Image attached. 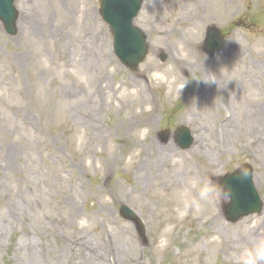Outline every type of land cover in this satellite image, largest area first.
I'll return each mask as SVG.
<instances>
[{
	"label": "rangeland",
	"instance_id": "374dc122",
	"mask_svg": "<svg viewBox=\"0 0 264 264\" xmlns=\"http://www.w3.org/2000/svg\"><path fill=\"white\" fill-rule=\"evenodd\" d=\"M16 4L17 34L0 22V264H98L80 249L99 244L106 259L113 243L118 264H264V208L232 223L209 202L244 164L264 200V0H144L135 23L150 50L137 70L114 54L98 0ZM213 25L225 46L208 54ZM138 118L152 122L125 133Z\"/></svg>",
	"mask_w": 264,
	"mask_h": 264
},
{
	"label": "water",
	"instance_id": "95a60500",
	"mask_svg": "<svg viewBox=\"0 0 264 264\" xmlns=\"http://www.w3.org/2000/svg\"><path fill=\"white\" fill-rule=\"evenodd\" d=\"M100 3L105 19L111 23L116 34L117 54L126 64L136 67L146 56L149 47L144 33L132 24L141 7V0H100ZM0 18L4 21L7 31L14 34L17 13L13 7V0H0ZM210 34L215 44L209 52L213 53L222 48L223 42L220 41L219 30L211 28ZM251 174L252 170L246 168L227 177L242 186L246 192L244 196L237 191H231L232 203L227 208V216L232 221L236 222L250 212L261 210L260 199L252 185Z\"/></svg>",
	"mask_w": 264,
	"mask_h": 264
},
{
	"label": "bare ground",
	"instance_id": "6f19581e",
	"mask_svg": "<svg viewBox=\"0 0 264 264\" xmlns=\"http://www.w3.org/2000/svg\"><path fill=\"white\" fill-rule=\"evenodd\" d=\"M22 21H24V20H22ZM26 21L27 20H25L23 25L26 24ZM175 60H177L176 62L179 63V69L181 71L186 72L188 67L191 66L190 61L185 60L183 58H180V59L175 58ZM147 74H148L147 71H144L142 76L145 78V81L147 83H149L150 81H149V77L147 76ZM145 81H143V83ZM178 81H181V79L176 78L175 80H172L173 83H177ZM126 85H127V87H130V88L133 87V86H136V87H139L141 90L145 91L144 87H142V84H140V82H138L136 80H131L129 83H126ZM143 96H144V100L140 104V108L147 101V97L145 95H143ZM259 105H260V107H259L260 108L259 116L261 117V120H264V103L260 102ZM232 118H234V115L231 117L230 121L232 120ZM151 122L152 121H150V120L142 122L139 118L136 121H132L131 119H127V120H125V123L127 124V126L124 129V132L128 133L130 129H133V131H134L135 128L139 127L142 123H146V125H149V124H151ZM93 135L95 137L96 134H93ZM97 137H98V134H97ZM154 142L155 141L152 140L151 146H154ZM201 148L202 147L199 146V149H201ZM158 152H159V155L162 154L161 156L163 157V159H165V158H171L172 156H174L176 151H175L174 146L170 145V146H166L165 148L162 147V146L159 147ZM158 161H161V160H158ZM146 162L147 161L143 160L141 162V164H140V167H142L144 165L146 166ZM154 164H157V162H155ZM210 169H211V167H208L207 170L204 171L203 175H204V178L207 179L209 184H214L217 181V177H215V174ZM173 177L176 178L177 174H175ZM220 192H216L214 197L210 196V200H209V202H211L212 204L215 203L216 207H218L219 209L224 203H226V201L228 199V197H226L224 194H222ZM185 196H186V198H185L186 203L192 204L191 203L192 200H191V197H190L189 193H187ZM189 208H191V207H189ZM215 210H213V211H215ZM218 217H220V215H218ZM218 217L214 214L213 218H212L213 219L212 221L216 220V218H218ZM114 244H115V247L113 248ZM86 247H87V249H84V248H83V250L80 249L82 258H87L89 261H96L98 264H106V263H108V264L109 263L110 264H118V262L116 261V258L114 256L115 255L116 256H118V255L120 256L121 255V253H120L121 252V246H120L119 243L118 244L117 243H113V245H110L111 248L107 249V252H105L106 253V259H105L104 253L102 251V248H101V246H99V244H97L96 246H91L89 244Z\"/></svg>",
	"mask_w": 264,
	"mask_h": 264
}]
</instances>
